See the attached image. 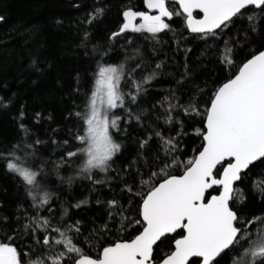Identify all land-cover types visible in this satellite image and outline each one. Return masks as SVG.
<instances>
[{"label":"snow or ice","instance_id":"6c2138e0","mask_svg":"<svg viewBox=\"0 0 264 264\" xmlns=\"http://www.w3.org/2000/svg\"><path fill=\"white\" fill-rule=\"evenodd\" d=\"M104 12L93 6L84 22L90 25ZM120 16L108 39L120 44L124 61L106 62L111 45L85 51L88 86L81 91L76 73L65 116L75 123L71 140L52 141L62 149L56 159L38 156L45 141L33 138L20 107L23 135L0 150V168L23 198L15 213L0 214V230L8 229L0 240V264H264V0H141ZM168 33L173 39L179 33L177 51L189 38L217 50L227 75L211 90L195 85L186 100L168 89L141 107L159 83L164 62L152 66L135 42H155V54L161 34ZM88 38L85 31V49ZM191 51L183 49L178 86L190 76ZM32 67L41 71L36 59ZM81 95L82 104L74 98ZM11 104L12 97L0 96V108ZM34 118L39 123L42 113ZM133 125L142 135H132ZM189 135L199 141L190 156L183 147ZM121 137L131 138L137 148L117 171L114 165L125 148ZM25 154L32 157L30 164L21 162ZM49 165L59 185L71 188L80 178L93 189L109 187L112 199L95 200L104 209L100 222L95 217L85 222L71 212L86 208L90 197L72 204L62 199V188L46 186ZM61 169H72L73 175L62 176ZM115 180L118 196L111 186ZM21 236L27 243L17 245Z\"/></svg>","mask_w":264,"mask_h":264},{"label":"trees","instance_id":"16d2710c","mask_svg":"<svg viewBox=\"0 0 264 264\" xmlns=\"http://www.w3.org/2000/svg\"><path fill=\"white\" fill-rule=\"evenodd\" d=\"M140 5L141 0H0V16L4 17L3 22L0 23V96L12 97V104L8 108H0V150L18 142L22 137L17 117L21 105H24L23 123L29 127L33 138L38 137L45 141L38 156L44 159L49 157L56 159V154L62 149L52 141L61 142L65 138L71 140L69 129L73 128L75 123L74 119L66 120L65 116L72 107L68 93L75 86L73 78L76 73L81 76V91L83 92L88 86L90 57L84 55L85 51L92 53L94 46L104 49L111 45L113 50L105 58L106 62L112 64L123 62L124 50L120 44L110 41L108 37L118 28L122 9ZM93 6L104 7L105 12L102 17H98L89 25L84 21L88 18ZM85 31L89 33L87 49L81 44ZM178 37L179 33L177 39L172 38V33L161 34V43L155 45L157 49L155 54L151 50L155 42L143 40L135 42L141 47L145 53V59L152 66L156 62H164L163 75L157 77L159 83L154 90H150V94L144 98L141 107L147 108L157 99L163 98L168 89L176 90L182 101L186 100L195 85L200 87L206 85L208 90H211L216 82L227 75L226 70L217 60L219 54L217 50L208 47L198 39L189 38L187 43H179L180 50L177 51ZM120 43H123V40ZM209 44H212V41H209ZM185 47L192 49L187 56L190 76L182 86H178L176 81L180 80V74L184 72L183 65L186 62L183 53ZM128 55H133L131 48L128 49ZM33 59L38 61L41 71L37 72L32 67ZM127 63L131 65L133 61ZM91 67H95V64L92 63ZM57 81H60V84ZM127 90V88L124 89V91ZM13 93L16 94L14 97ZM74 98L81 104L84 99L82 95ZM37 111L42 113L39 123H36L34 118ZM49 115L52 117L51 120L47 119ZM134 128L135 125L133 129H130L133 136L142 135L134 131ZM120 139L123 140L125 148L123 155L114 165L117 171L122 161L135 155L137 148L131 138L121 137ZM198 143L194 135L185 137L184 152L190 156L191 149ZM184 158L181 156V159ZM25 159L30 164L32 157L22 155L21 162L23 163ZM46 171L49 173L46 186L51 190H55L58 186L62 188L63 200L74 204L77 200L90 197L91 203L83 210L71 209L77 219L87 222L95 217L97 222L102 220L104 209L97 205L95 200L113 198L114 193L108 186L96 185L93 189L89 181L77 178L69 188L67 184L59 185L50 165ZM61 175H73V170L61 169ZM104 175L101 173L100 177ZM118 184H120L119 180L111 182L117 196ZM42 194L39 190L37 191V195ZM22 198L23 192L18 190L11 175L0 168V202L3 203L0 214L15 213L16 205ZM248 198L251 200L250 194ZM248 207L253 208L254 205L249 203ZM7 231L6 228L0 230V240L4 239ZM16 243L17 245L27 243V239L21 236Z\"/></svg>","mask_w":264,"mask_h":264},{"label":"water","instance_id":"95a60500","mask_svg":"<svg viewBox=\"0 0 264 264\" xmlns=\"http://www.w3.org/2000/svg\"><path fill=\"white\" fill-rule=\"evenodd\" d=\"M4 20V19H3ZM3 20L2 21H0V23H2L3 22Z\"/></svg>","mask_w":264,"mask_h":264}]
</instances>
